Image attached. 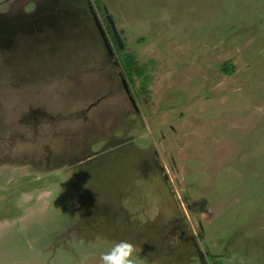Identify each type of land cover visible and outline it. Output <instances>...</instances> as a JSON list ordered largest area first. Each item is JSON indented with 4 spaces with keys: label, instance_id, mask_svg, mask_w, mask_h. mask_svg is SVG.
<instances>
[{
    "label": "rangeland",
    "instance_id": "374dc122",
    "mask_svg": "<svg viewBox=\"0 0 264 264\" xmlns=\"http://www.w3.org/2000/svg\"><path fill=\"white\" fill-rule=\"evenodd\" d=\"M98 1L121 53L75 27L0 72V157L24 163L0 165V264H101L121 240L138 264H264V0ZM107 49L144 70L133 102Z\"/></svg>",
    "mask_w": 264,
    "mask_h": 264
},
{
    "label": "flooded vegetation",
    "instance_id": "af4514ba",
    "mask_svg": "<svg viewBox=\"0 0 264 264\" xmlns=\"http://www.w3.org/2000/svg\"><path fill=\"white\" fill-rule=\"evenodd\" d=\"M65 1L67 0L0 1V72L5 73V70H9L12 66L15 70L18 68V72L21 71L23 74H30L29 71L33 70L34 72V70L42 69L44 60L50 58L51 56L49 55L52 54L44 53V50L48 47L47 41L56 40L60 32L61 34L67 35V37L71 35L75 36L77 34H75V30H72L75 27L84 28V30L80 28L78 31L80 34L77 35L80 38L83 36V41H91L93 36H96L101 41L105 33H107L110 40L111 37L115 40L107 20L108 10L100 1L94 0L92 3H89L88 0H83V17L80 15L76 19L77 23H74L72 28L71 26L64 27V18H69L71 12L74 13L75 11L74 7L69 4L68 11L61 12L62 6L67 5ZM65 15L67 16L65 17ZM61 23L63 27L60 26ZM82 31L85 34H82ZM104 53V57L109 58L110 63L112 60V66H110L118 76L121 87L123 88L124 77L120 71L116 55L114 57V53L109 49L104 51ZM7 83L0 78V87H5ZM26 83L30 84L29 81ZM124 91L128 100L133 102L134 99L131 94L129 92L127 93L125 89ZM133 109L136 111L135 107ZM10 149L11 146H8L3 149L4 152L1 151L4 153L2 155L4 158L0 157V165L16 164L20 166L24 164L15 160L16 157ZM3 178L4 176L0 180H3Z\"/></svg>",
    "mask_w": 264,
    "mask_h": 264
},
{
    "label": "clouds",
    "instance_id": "9594fccd",
    "mask_svg": "<svg viewBox=\"0 0 264 264\" xmlns=\"http://www.w3.org/2000/svg\"><path fill=\"white\" fill-rule=\"evenodd\" d=\"M136 246L127 240H121L101 256V264H138L135 256Z\"/></svg>",
    "mask_w": 264,
    "mask_h": 264
},
{
    "label": "trees",
    "instance_id": "16d2710c",
    "mask_svg": "<svg viewBox=\"0 0 264 264\" xmlns=\"http://www.w3.org/2000/svg\"><path fill=\"white\" fill-rule=\"evenodd\" d=\"M110 32V31H109ZM111 41L114 45V48L120 51L118 44L111 37ZM121 53V51H120ZM118 65L120 67V71L122 76L124 77V81L129 84L133 82L136 78H143L144 77V70L141 67H138V63L135 60V57L127 54H121L118 60ZM226 65L223 67V71L226 69Z\"/></svg>",
    "mask_w": 264,
    "mask_h": 264
},
{
    "label": "water",
    "instance_id": "95a60500",
    "mask_svg": "<svg viewBox=\"0 0 264 264\" xmlns=\"http://www.w3.org/2000/svg\"><path fill=\"white\" fill-rule=\"evenodd\" d=\"M107 20H108V23H109L110 28H111V30H112V33H113V35H114V37H115V41L117 42V44H118L120 47H122V43H121V41H120V39H119V36L117 35L116 29H115V25H114V23H113V19L111 18V16L107 15ZM123 85H124V89H125L126 92L128 93L129 91H128V89H127V85H126V82H125L124 80H123ZM186 194H187V193H186Z\"/></svg>",
    "mask_w": 264,
    "mask_h": 264
}]
</instances>
